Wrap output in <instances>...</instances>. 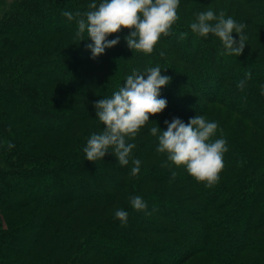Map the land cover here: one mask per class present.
Masks as SVG:
<instances>
[{"label":"trees","instance_id":"1","mask_svg":"<svg viewBox=\"0 0 264 264\" xmlns=\"http://www.w3.org/2000/svg\"><path fill=\"white\" fill-rule=\"evenodd\" d=\"M188 1L180 0L172 35L161 36L153 53L134 54L124 39L130 30L123 29L108 37L119 35L120 43L93 60L87 33L80 42L75 20L62 15L84 13L93 0H0V264L133 263L124 252L114 253L120 243L144 259L138 264H183L201 252L217 264H264V237H253L264 225V145L248 143L208 109L219 102L242 115L247 130L264 131V49L246 44L241 56L226 54L212 34L192 32L203 0ZM247 1L249 15L233 19L263 37L264 0ZM157 65L171 77L160 90L167 107L150 116L135 140L126 138L136 145L129 164L120 166L116 157L86 160L88 139L105 127L94 102L110 98L134 70ZM241 80L243 90L237 87ZM198 114L217 123L212 141L227 142L224 168L212 187L157 152L159 133L150 134L151 127L166 131V120L188 123ZM135 159L141 164L133 176ZM133 196L146 202L151 215L132 207ZM75 201L90 202L97 214L87 233L78 232L80 216L65 208ZM31 206L28 217H14ZM115 206L128 213L132 232L115 218L116 211L108 215ZM250 250L261 255L244 253Z\"/></svg>","mask_w":264,"mask_h":264},{"label":"clouds","instance_id":"2","mask_svg":"<svg viewBox=\"0 0 264 264\" xmlns=\"http://www.w3.org/2000/svg\"><path fill=\"white\" fill-rule=\"evenodd\" d=\"M179 5L180 0H100L99 4L93 0L88 5L89 10L84 13L64 11L62 15L70 22L75 20L78 25L75 36L80 42L90 38L92 42L86 48L91 52V59L96 60L105 54L106 49L120 43L119 35L111 40L108 37L123 29L130 30L124 39L134 54L137 51L153 53L161 36L172 35L173 25L179 20ZM190 28L200 37L207 38L212 34L218 38L228 55L239 57L244 52L247 37L243 30L246 24L237 23L231 17L225 18L223 11L218 16L212 10L198 13ZM85 32L87 39L83 38ZM233 33L239 34L238 41L234 39ZM184 35L182 33L180 39ZM161 71L159 65L148 67L143 73L134 70L126 78L124 86L110 98L94 102L96 117L105 127L100 133L91 134L88 139L83 149L86 160H104L111 152L120 166L129 164L130 154L136 145L127 143L126 138L135 140L140 130L150 121V116L162 113L167 107L168 102L161 98L160 90L171 82V77L162 75ZM246 78H251L250 72ZM237 87L243 90L245 81L241 80ZM261 95H264V88L261 89ZM164 123L167 125L166 131H161L159 126L150 128L152 136L159 133L157 152L166 153L168 160L176 167H185L193 178L204 182L206 187L218 183L228 148L224 139L211 140L218 128L217 123L209 122L199 114L189 118L188 123L178 117ZM13 147V144H8L9 149ZM132 163L131 175L136 176L141 161L135 159ZM171 175L175 178L177 173L173 171ZM131 205L136 211L151 215L146 211L148 206L140 196H133ZM115 218L125 226L128 213L118 209Z\"/></svg>","mask_w":264,"mask_h":264},{"label":"rangeland","instance_id":"3","mask_svg":"<svg viewBox=\"0 0 264 264\" xmlns=\"http://www.w3.org/2000/svg\"><path fill=\"white\" fill-rule=\"evenodd\" d=\"M192 1H196V0H189L188 2H192ZM250 2L247 0H203L202 2V7L198 6L199 9H201L198 13L200 12H205L210 9V6L212 5L213 9L212 11H214V13L218 16L219 13L221 11L224 12L225 14V18L227 17H235V19L237 18H244L247 15H249V8L250 6ZM196 5H199V3H196ZM252 5V4H251ZM193 14V17L196 18V15L198 14ZM214 23V22H213ZM244 31V35L247 37L245 43L250 45V49L252 47H259V49H264V46L261 45L262 42H264V36L262 37H258L259 34H257L256 29L251 25V24H246V28L243 30ZM237 34V33H236ZM237 36L239 37V34H237ZM228 100V99H227ZM208 109L210 110H214L217 115H219L221 117V119H223L224 123L230 127L231 129L237 131L239 130V135L248 143L250 144H255L257 143V145L263 144L264 145V131L260 130L258 127L252 126L251 128H249L247 130V125H250L247 120L240 114H238L235 111H232L228 108H224L223 104H220L219 102H214L212 104H210L208 106ZM215 116V115H214ZM205 119H210L209 115L205 116ZM110 151V150H109ZM108 157H115L114 155L111 154V152H109V154H107L103 159L98 160L101 162H107ZM158 159V156L156 155L154 157V159H151L147 164H154L156 162V160ZM108 164V163H107ZM106 164V165H107ZM116 165H112L110 166L111 168H116ZM130 176V174L128 173V175L126 176L127 178ZM189 190L191 191V189L189 188ZM188 191V190H187ZM120 200V198H118ZM92 204H90V202H82V201H75L72 202L71 204H66L65 208L68 210V213H70V215L72 217L75 216H80V223H81V231L78 232H85L87 233L88 230L87 229V225H89V227L91 226V224H89L91 221H97V219L95 218V215L97 216L96 212H92L91 207ZM34 209L33 206L31 207H26L21 209L20 211L16 212L14 214L15 218H26L28 217L31 213L32 210ZM117 210V207H113L110 211L108 215H113V213ZM125 227L127 228L128 231H133V229L131 228V226L129 224H126ZM262 230H259L260 232L258 233H254L253 237L256 238L257 241L260 242V240H262V238L264 237V225L261 226ZM222 229V228H220ZM62 231L71 234L72 232L67 231L65 229H62ZM74 232H77V230L75 229ZM81 236H85L82 233H79ZM214 236H218L217 233H214ZM256 243L259 245L260 247V243L261 245H264L263 241H261L260 243ZM17 245L21 242H19V240H17ZM256 245V246H258ZM115 246V245H114ZM120 249V250H118ZM262 250V249H261ZM121 253L124 252L126 254V257L132 261L133 263L131 264H138L140 262H143L144 259H137V256L134 255V253H127V249L124 248L123 244L120 243L119 247L115 246L114 248V253ZM246 253H250V254H255V255H261V251H254V250H250L248 252H244ZM262 253H264V251H262ZM133 254V255H132ZM244 254V255H245ZM136 262V263H135ZM217 261L214 260V258L211 255H208L206 252H201L198 254H195L194 256H191L190 259L188 261H186L183 264H217Z\"/></svg>","mask_w":264,"mask_h":264}]
</instances>
